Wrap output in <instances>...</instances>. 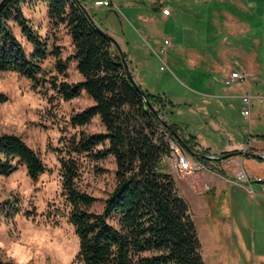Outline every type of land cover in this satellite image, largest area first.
<instances>
[{"label":"rangeland","instance_id":"obj_1","mask_svg":"<svg viewBox=\"0 0 264 264\" xmlns=\"http://www.w3.org/2000/svg\"><path fill=\"white\" fill-rule=\"evenodd\" d=\"M115 1L116 8L95 6V0H84L86 9L102 29L112 31L119 39L130 37L131 47L141 62L134 66L137 81L144 89L166 95L176 105L172 120L192 135L199 134V141L207 146L223 148L234 144V140L224 133L213 135L211 124L218 121L222 125L219 118L224 116L226 122L222 126L226 131L235 137L245 132L248 142L250 133L254 135L257 131L242 115L241 100L212 97L210 93L225 92L224 76L237 69L251 76L255 91L264 85V0ZM131 5H137L144 14L164 6L176 11L174 20L166 22L158 18L150 26L163 42L166 37L172 40L166 56L169 65L162 63L158 54L165 56L164 53L142 37L138 25L128 21ZM22 8L34 29L47 41L49 50L59 47L63 60L73 53L67 28L52 24L46 2L28 0ZM14 31L31 54L34 47L16 24ZM55 62L52 54L43 61L44 77L63 78ZM67 66L68 82L82 80L75 61H69ZM0 92L8 97L0 103V134L21 136L39 152L47 167L36 182L27 175L25 166L10 176L0 175V202L11 201L20 207L12 217L0 208V256L15 264H82L76 260L79 239L67 218L69 207L62 193L59 150L66 149L65 139L81 130L88 133L104 130L98 116L82 127L70 123L71 115L91 105L93 100L85 91L77 98L65 100L50 84L35 88L31 80L11 71H0ZM173 156L167 164L178 178L180 194L188 204H193L179 179L198 171H178L177 154ZM78 161V186L99 199L90 209L101 211L102 200L115 185V160L109 156L95 161L80 155ZM243 184L248 187H229L220 202L209 187L205 193L209 196L208 213L192 210L189 204L205 264H253L250 241L257 234L253 229L257 230L263 222L257 216L259 208L255 203L259 184L252 181L251 186Z\"/></svg>","mask_w":264,"mask_h":264},{"label":"trees","instance_id":"obj_2","mask_svg":"<svg viewBox=\"0 0 264 264\" xmlns=\"http://www.w3.org/2000/svg\"><path fill=\"white\" fill-rule=\"evenodd\" d=\"M27 1L0 3V71L15 72L31 80L35 88L50 84L65 100L85 91L93 103L72 114L71 125L82 127L98 116L104 127L101 132L75 133L65 139L66 149L59 150L67 218L79 239L76 260L82 264H205L189 204L167 160L174 151L171 141L206 166L209 150L198 149L196 137L172 120L176 105L166 95L132 82L114 38L86 13L84 0H42L52 24L64 25L71 36L74 50L65 60L59 47L48 49L24 14L22 5ZM15 24L33 45L31 54L16 36ZM50 54L62 79L44 77L42 63ZM71 60L82 76L78 82L66 80ZM7 100L0 92V103ZM80 155L95 161L109 156L115 160V185L102 200L101 211L90 209L99 199L78 186ZM20 166L26 167L33 182L47 171L39 152L21 136L0 134V175L10 176ZM0 208L11 217L20 211L18 203L11 201L0 202ZM0 264L15 263L0 256Z\"/></svg>","mask_w":264,"mask_h":264},{"label":"crops","instance_id":"obj_3","mask_svg":"<svg viewBox=\"0 0 264 264\" xmlns=\"http://www.w3.org/2000/svg\"><path fill=\"white\" fill-rule=\"evenodd\" d=\"M115 5H117L116 1L111 0L110 7L112 6L113 8H116ZM131 6H128V11H129L128 21L131 22L133 25L137 24L138 30L140 31L142 37L147 41L150 40L153 43V45H155L157 48L161 50V48L164 45V42L162 41V37L155 30L151 29L150 26L152 25V21L156 22L158 18L166 19V22L172 20L173 16L176 15L174 14L176 13V11H172L170 9L171 12L169 14H165L164 9L168 7L164 6L163 8L160 7L154 8L153 13L144 14V12L138 11V9L140 8L137 7V5H134L132 7ZM107 32L115 39V41L119 43L123 52L127 54V59L130 61L129 66L130 65L132 66L134 78L137 81L136 79L137 69H135L134 66L137 67L138 65H140L141 62L137 58L138 54L131 47L132 42L130 37L126 38L125 36L124 37L121 36L119 39V36H115L112 31H107ZM165 39H169V37H166ZM134 40H136L137 42V39ZM141 45L144 44L141 43ZM164 55L165 56L163 55L161 56L165 60V63L169 65L168 60L166 58L167 50L166 53H164ZM240 72L245 76L243 82L234 83L231 86H227L223 82L227 90H224L225 92L223 93L222 92L210 93V96L221 97V98L223 97L233 98L234 100H241V102L243 103L242 96L245 94H250L253 97L255 104L252 107L251 119L249 123L255 128V131L257 132L254 135L250 133L251 137L247 142L245 138V132L242 133L243 135L241 134V136L235 137L234 134H232L230 131H226L224 126H222L226 122L224 116L219 118V121L222 120V125H220L218 121L212 122L211 124L212 130L215 132V133L212 132V134L222 135V133H224L225 135H227V137H229V139L234 140V144L232 145L227 144L223 148L211 147V146H207L208 144L199 141V137H200L199 134L194 135L198 143L197 145L198 149H208L209 150L208 156L218 157V158H208L209 161L207 163L206 169L202 171H198L196 173L197 175L196 174L184 175L179 180H181V182L183 183L185 187V191L188 193L190 197L189 199L193 202V204L189 203L191 205V209L193 210L194 208L199 213L209 212V205H208L209 196L205 194L209 187L214 191L216 195L214 196V198L216 199V201L220 202L221 199H224L223 198L224 193L229 187L233 188L234 186H241V187L244 186L243 183H241V185H238L233 182L236 181L237 180L236 177H239L242 173H245L250 181L258 183L259 184V189L257 191L258 200L255 203L259 208L257 210V216L263 222H262V226L257 228V230L253 229V232L257 234H254L250 241L252 248V256H253L251 260L253 264H264V158L262 157L256 158L252 155V154H261L264 156V138L262 137L264 136V125L262 126V124H264V103L260 101V97H264V85L260 86V89L257 88V90L255 91V88L253 87V85L249 80V77L251 76L250 75L248 76V74L243 71ZM229 74L230 73L224 76L223 81ZM182 127H183V131H185L186 134H191L190 132H188L186 127L184 126ZM222 130L223 131L225 130V132H222ZM233 150H240L242 151V153L234 156H227L224 158H220L222 155H226L225 154L226 152ZM183 151L186 152L191 159L197 160L196 156L189 150L183 149ZM173 157L174 156L172 155L169 158V160H171ZM258 177H261L263 181H258L257 180ZM177 180L178 178H176V182ZM201 190H203V192Z\"/></svg>","mask_w":264,"mask_h":264},{"label":"built area","instance_id":"obj_4","mask_svg":"<svg viewBox=\"0 0 264 264\" xmlns=\"http://www.w3.org/2000/svg\"><path fill=\"white\" fill-rule=\"evenodd\" d=\"M95 6H110L111 0H96L94 2ZM171 10L169 8L164 9L165 14H169ZM171 40L170 39H165L164 45L161 48V53H166L167 47L171 45ZM159 58L161 59L163 64L165 63V60L162 58L161 55H159ZM163 69V67H161ZM245 79V76L238 70L236 71H231L230 74L225 78L224 83L227 86H231L234 83H241ZM242 101L244 104V109L242 110V115L244 116L245 119L250 121L251 119V112H252V107H253V97L250 94H245L242 96ZM260 101L264 103V97H260ZM171 146L174 149L173 155L176 153V159H177V166H178V171L185 173H195L199 170L206 169V165L198 160L191 159L189 155L182 151L181 147L177 145L174 141H171ZM258 181H263L261 177L257 178ZM234 183L241 185V183L247 182L251 186V181L249 180L248 176L245 173H242L239 177L238 180L233 181ZM243 186V185H242ZM245 186V185H244ZM246 188L248 186H245Z\"/></svg>","mask_w":264,"mask_h":264},{"label":"water","instance_id":"obj_5","mask_svg":"<svg viewBox=\"0 0 264 264\" xmlns=\"http://www.w3.org/2000/svg\"><path fill=\"white\" fill-rule=\"evenodd\" d=\"M3 0H1L0 1V3L2 2ZM86 13L89 15V16H91L90 15V13L88 12V10L86 9ZM115 40V39H114ZM115 44H116V46H117V48L119 49V53H120V55H121V58L123 59V61H124V63H125V65H126V67H127V69H128V72H129V75H130V77H131V80H132V82L136 85V86H138V83H137V81L135 80V78L132 76V74H131V69H130V66H129V63H128V61H127V59H126V57H125V55H124V52H123V50L121 49V46L119 45V43L117 42V41H115ZM142 93H143V95L145 96V93L142 91ZM148 105L151 107V109L156 113V110H155V108L148 102ZM163 122L165 123V120H163ZM166 124V123H165ZM177 137L179 138V136L177 135ZM254 157H256V158H264V156L263 155H261V154H252ZM207 158H218V157H210V156H206ZM224 157H227V155H222L220 158H224Z\"/></svg>","mask_w":264,"mask_h":264}]
</instances>
